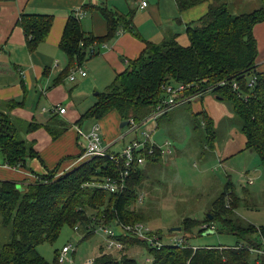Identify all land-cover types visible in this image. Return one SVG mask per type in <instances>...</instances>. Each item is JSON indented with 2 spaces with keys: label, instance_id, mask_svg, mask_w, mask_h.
Wrapping results in <instances>:
<instances>
[{
  "label": "trees",
  "instance_id": "trees-1",
  "mask_svg": "<svg viewBox=\"0 0 264 264\" xmlns=\"http://www.w3.org/2000/svg\"><path fill=\"white\" fill-rule=\"evenodd\" d=\"M173 1L177 11L174 19L177 21H180V12L208 3L203 16L184 25L188 44L179 43L178 32L166 34L157 43L147 41L140 55L130 61L105 92L98 95L94 105L82 117L99 119L110 111H116L123 121L132 119L141 123L162 98L165 84L189 85L184 90L189 94L193 92L191 85L208 88L224 78L234 80L238 83L237 92L227 84L213 88L212 93L227 104L233 114L227 119V124L244 135L245 148L255 153L264 167V72L256 69L257 47L252 33L253 26L264 20V0H259L261 4L258 8L243 13L230 11L231 0ZM91 8L97 9L106 20L107 33L103 37H95L85 32L81 25L84 15L79 17L76 10L72 11L59 42L60 49L68 58L63 74H67L75 63H82L88 43L109 41L120 31L132 30L130 15L120 16L104 6L84 4L80 7L84 13ZM51 24V15L20 14L18 25L24 31L29 50L46 39ZM251 76L256 78L254 85L247 87ZM15 105L14 101H10L4 111L0 109V151L3 163L25 167L26 158L36 156V152L32 143L20 136L15 119L9 113ZM200 117L201 121H196L194 126L200 129L204 125V136L211 149L218 133L212 129L210 119L203 114ZM37 127V124L28 123L24 130L29 132ZM162 157L156 149L147 159L158 164ZM124 168L123 163L116 165L106 157L96 156L62 174L57 173V168L48 169L45 175L33 182L0 179L1 225L10 230L9 239L0 243V264H61L56 263L59 253L56 262L50 263L37 247L43 242H54L66 225L82 230L85 239L93 235L99 226L119 227V224L149 222L146 210L135 205L145 179V172L137 163L130 167L121 192L109 193L91 186V183L106 176L119 175ZM238 198L227 183L212 203V218L208 215L202 220L187 217L182 220L181 228L186 231L185 234H190L195 228L201 234L204 232L200 228L202 224L218 220L227 228L226 231L244 235V244L194 249L184 237L186 246L165 243L159 248H152L146 240L129 233L116 237L125 247L135 244L146 246L152 257L145 264H254L253 260L257 258L264 264V257L250 251V248L261 247V243L250 235H261L264 239V226L257 227L251 223L243 226L239 223L234 217V210L240 203ZM151 234L160 233L149 231L148 235ZM93 264L141 263L124 253L119 257L97 255Z\"/></svg>",
  "mask_w": 264,
  "mask_h": 264
},
{
  "label": "crops",
  "instance_id": "crops-1",
  "mask_svg": "<svg viewBox=\"0 0 264 264\" xmlns=\"http://www.w3.org/2000/svg\"><path fill=\"white\" fill-rule=\"evenodd\" d=\"M160 1L148 0L147 6L140 8L141 0H0V109L4 111L6 103L14 101L16 105L9 110L11 117L16 121H24L26 125L28 123L38 125L29 132L24 130L25 134L21 136L32 143L36 156L26 158V166H22V169L2 165L1 180L30 182L35 177L45 175L48 169L57 168V173L62 174L88 160L83 156L87 140L79 136L77 128H81L83 133L87 134L88 130L84 128L85 120L94 117L82 116L94 105L98 95L105 92L115 77L128 67L130 61L140 55L147 41L157 43L166 34L178 32L179 43L187 45L185 23L203 16L208 6V3L204 2L188 8L179 13L180 21H177L174 19L177 14L175 2L166 0L171 10L166 13ZM84 4L95 7L104 6L120 16L130 15L132 30L120 31L113 39L104 41L105 49L95 55L86 56L82 61L81 67L86 74H76L75 78L70 80L68 78L70 70L67 74H63L68 66V58L60 49L59 42L72 11H77ZM23 12L52 16V24L46 39L33 50L28 49L24 31L18 25V19ZM81 22L84 31L95 37H103L107 33V22L97 9L91 8L85 12ZM252 33L257 47L256 69L264 72V20L253 26ZM212 94H206L192 103L174 107L166 115L159 117L156 122L149 121L151 125L146 128L152 131V138L161 122L165 128L170 129L172 121L182 115V119L187 121H189L187 118H190L194 133L205 135L204 125H201L200 129L194 126L196 121H201L200 116L203 114L212 121V129L217 131L218 137L214 141L209 157L204 155L205 151L201 149L199 159L213 160L214 158V161H217L227 173V168H231L232 163L243 153L253 152L245 148L244 135L227 124V119L233 116L227 104ZM162 96L166 94L162 93ZM182 105L186 111L182 110ZM57 106L65 107L64 113L52 112V109ZM181 111H185L184 115L180 113ZM163 119L166 122L162 121ZM122 121L116 111H110L93 123L99 128L102 146L111 152H114L117 144L121 148L126 143L125 139L116 141L125 134L122 131L127 125L120 127ZM92 128L93 126L88 129ZM126 134H129L128 131ZM171 137L178 140L179 134L176 133ZM166 141L171 143L170 153H165L158 164L154 160L144 162L141 165L144 172L155 170L160 163H165V160L169 161L168 164L171 162L175 154V146L168 139L164 143ZM191 147L197 150V147H193L192 144ZM242 160L244 164L245 159ZM254 160L257 162V159H253L252 162ZM253 165V168L261 166L259 161ZM250 172L252 170L247 168L242 173L248 183L254 180ZM230 187L232 191L235 190L232 184ZM234 194L236 195L235 191ZM206 215L211 214L207 212ZM189 218L202 220L198 217ZM207 225L214 227L213 233L216 231L215 222ZM0 226V243H2L9 239L10 230ZM251 238L261 243L259 248L263 247L264 239L261 235H254ZM137 246L146 247L140 244L129 246L132 247L131 254L139 253ZM95 255H99V252ZM257 255L264 257L263 253H257ZM257 260L258 264H262L259 258ZM253 263L256 264V260H253Z\"/></svg>",
  "mask_w": 264,
  "mask_h": 264
},
{
  "label": "rangeland",
  "instance_id": "rangeland-1",
  "mask_svg": "<svg viewBox=\"0 0 264 264\" xmlns=\"http://www.w3.org/2000/svg\"><path fill=\"white\" fill-rule=\"evenodd\" d=\"M260 4L259 0H231L229 6L232 13H243L258 8ZM160 5L163 6L166 13L171 12L166 0H161ZM182 108V110H185L183 105ZM185 111L180 113L184 115ZM182 118L181 115V117L174 119L170 129L165 128V125L161 122L159 129L155 130L154 136L151 138L158 145H163L167 139L170 140L175 146V154H173L169 164V161L165 160V163H160L155 170L145 172V179L142 182L138 201L135 204L137 207L145 209L149 216V222H143L150 231L160 233L156 235L161 237L160 241L163 244L171 243L172 238H180L182 235L189 245L197 247H218L220 245L223 247L233 246L236 243L244 244V235L226 233L227 228L218 220L215 222L216 231L209 234H198L197 228L193 229L191 233L189 232L190 234H185L186 231H182V228L180 230L172 229L181 227L182 220L187 217L205 219L207 212H213L211 209L212 203L224 190L228 181L232 184L236 196L240 200L234 210V217L243 226L250 223L256 226L264 225V167H252L253 164L255 165L259 161L257 155L250 152L243 153L232 163L231 168H227L226 173L224 168L219 166L217 161H214V158L213 160L199 159L201 149L205 151L204 155L208 157L211 154V149L204 135L192 131L190 118H187L189 121ZM85 121L84 128L88 130L86 131L88 133L91 131L88 128L94 126L93 123H96L97 119L89 118ZM162 121H165V119ZM15 124L19 129L20 136H23L26 123L15 120ZM150 125L151 123L148 122L143 128ZM122 132L126 134L127 127H124ZM176 133L179 134L178 140L171 137ZM134 137V134H126L124 137L125 142ZM116 141L121 140L117 139ZM204 143L206 146H204ZM191 144L193 147H197V150L192 148ZM117 145L116 148L114 147V152L123 148V146L120 148V145ZM2 158L0 151V164L3 161ZM242 159H245L244 164ZM253 159H257V162L255 160L252 162ZM247 168L252 170L250 172V175L254 177L252 183H248L246 177L242 174ZM110 228L116 235L121 234L119 227L112 226ZM254 235L257 236L256 234L250 236ZM108 243L107 236L102 231H96L93 235L83 239L82 230L66 225L54 242H43L37 248L45 260L50 263L56 262V256L64 246L70 247L68 257L73 260L74 264H86L96 257L97 252H99V255L110 254L114 257H119L127 252V255H131L141 264L151 261H147L152 256L146 247L137 246L139 253L133 255V253L131 254L132 247L127 249L123 247L122 250L118 251L116 249L108 250Z\"/></svg>",
  "mask_w": 264,
  "mask_h": 264
},
{
  "label": "built area",
  "instance_id": "built-area-1",
  "mask_svg": "<svg viewBox=\"0 0 264 264\" xmlns=\"http://www.w3.org/2000/svg\"><path fill=\"white\" fill-rule=\"evenodd\" d=\"M148 4V0H141L140 2V8L146 7ZM77 15L79 17H82L84 15V12L79 8L77 10ZM82 44V42L80 43ZM106 44L105 42H98V41H92L86 45L85 51L86 56L95 55L100 50L105 49ZM76 74L85 75L86 72L81 67V63H75L74 66L70 69L68 78L70 80H73L75 78ZM255 76H251L250 79L247 81V87H252L255 82ZM227 84L231 85L232 90L238 91V83L234 80L228 81V79L224 78L221 80H218L215 82V84L211 85L208 88H199L196 87V85L191 87L193 88V92L186 94L184 92L185 87L189 85L184 84H177L173 85L165 84L162 87V92L166 94V96H163L160 101L157 103L156 107L152 111V113L141 123H136L132 119L128 120L127 124V131L130 134H134L135 137L130 139L128 142H126L123 145V148L117 152H111L107 148H104L102 146L101 142V136L99 133V128L97 125L93 126L91 131L87 134H84L81 128H77V132L79 136H83L86 138L87 142L84 147L83 156L90 159L96 156L100 157H106L109 159V161L114 162L116 165L119 163H123L124 169L120 171L119 175L115 176H106L98 181H95L91 183V186L98 187L99 189H102L109 193H119L121 192L126 185V177L129 174V169L134 165V163H137L139 166L143 165L144 162H146L148 159L147 157L153 155L154 150H159L160 154L163 156L165 153H170V145L171 143L169 141H166L164 145H157L154 142L151 141V130L148 128H143L145 124L149 121L156 122L157 119L170 110H172L174 107L181 105V104H187L192 103L193 101H196L200 98H202L204 95L212 93L213 88L219 87V86H225ZM65 107L57 106L52 109V112L57 113H64ZM126 135H121L120 140L123 141L124 137ZM157 147V148H156ZM156 148V149H155ZM10 166L15 169H22V166L20 164L17 165H8L5 163L0 164L1 166ZM40 177H35L33 181H36ZM32 181V182H33ZM251 183V181H250ZM88 185V184H87ZM119 228L121 229V233H129L134 236H136L139 239L146 240L148 245L152 248H159L163 245V243L160 241L161 237L157 236L156 234L148 235V232L150 231L148 227L144 223H136L133 225L130 224H119ZM200 228L204 229V232L207 230H212L214 228L212 225L202 224ZM96 231H102L109 241L107 248L109 250L116 249V250H122L124 247V244L122 241H119L116 237V233L108 226H99L96 228ZM171 243H175L177 245H184L183 237L172 239ZM170 244V243H168ZM194 249L196 247H193ZM70 247L64 246L62 250L59 252L58 255V262L59 263H65L68 264H74L73 260L68 257V253L70 251ZM250 251L254 254L257 253H263L264 254V244L262 248H250ZM150 261V259H148ZM86 264H93V260L88 261ZM256 264H258V260L256 259Z\"/></svg>",
  "mask_w": 264,
  "mask_h": 264
},
{
  "label": "water",
  "instance_id": "water-1",
  "mask_svg": "<svg viewBox=\"0 0 264 264\" xmlns=\"http://www.w3.org/2000/svg\"><path fill=\"white\" fill-rule=\"evenodd\" d=\"M127 124H128L127 121H122L121 124H120V127H123V126H125V125H127ZM209 218H212V216L209 215ZM172 229L180 230L181 227H175V228H172ZM203 233H204V234L213 233V230H207V231H205V232H203Z\"/></svg>",
  "mask_w": 264,
  "mask_h": 264
}]
</instances>
